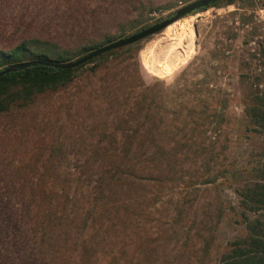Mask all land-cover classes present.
I'll list each match as a JSON object with an SVG mask.
<instances>
[{"label":"rangeland","instance_id":"obj_1","mask_svg":"<svg viewBox=\"0 0 264 264\" xmlns=\"http://www.w3.org/2000/svg\"><path fill=\"white\" fill-rule=\"evenodd\" d=\"M190 1L0 0V49L41 41L75 52ZM260 9L264 0H222L187 13L167 25L192 18L194 48L179 63L165 60L166 26L0 113V264H218L245 233L242 212L264 213L241 208L235 192L264 169V131L246 114L264 93ZM145 112L143 144L179 153L155 166L158 179L113 182L92 203L78 178L115 162L102 150L120 149Z\"/></svg>","mask_w":264,"mask_h":264},{"label":"trees","instance_id":"obj_2","mask_svg":"<svg viewBox=\"0 0 264 264\" xmlns=\"http://www.w3.org/2000/svg\"><path fill=\"white\" fill-rule=\"evenodd\" d=\"M219 1L200 9L202 10L216 5ZM223 1L230 3L232 0ZM139 13L138 16L141 15V11ZM131 27H134V24ZM122 36L119 35L118 37L121 38ZM119 38L105 36L94 45H81L75 52H70L57 43L41 41L38 44L40 46L35 50H30L26 46V42L21 41L10 50L3 51L0 49V70L10 64L21 61H71V58L75 56L83 55L96 47ZM137 42L99 54L85 63L128 48ZM85 63L72 68H54L37 64L2 74L0 76V113L7 111L14 104L27 103L36 94L54 91L64 86L72 80L76 71ZM150 71L158 75L151 69ZM139 96V100L144 101L145 93L143 92ZM246 114L255 129L264 131V93L261 97L255 96L249 101L246 106ZM145 117L146 112L142 114L141 120L136 115L135 125H132L134 128L130 129L129 132L125 130L120 133L119 137L122 145L120 149H114L112 151H108L107 149L102 150L103 157L105 158L113 159V156L115 158L119 157L116 159V163L100 164L97 170H94V177L88 175L85 177V180L78 178L77 187L81 186L85 188L86 185H91L90 189L92 193L89 192L86 196L92 199V203L96 199L101 198L104 191L111 190V185L116 183V181L123 182L127 180L133 182L143 179H158V174L153 172L155 166L174 161V157L179 153V150L173 147L165 149L162 146H157V149L151 150L143 144L144 142L147 144V141L149 139L151 140L150 137L146 138L149 133H146L147 128L144 124ZM119 118L122 120L124 117L120 115ZM139 128L146 134L141 133ZM143 135H145L144 139L140 140ZM134 143L137 144L133 147L132 145ZM118 161L119 163H117ZM213 180L214 176L206 177L204 181L212 182ZM235 192L238 194V203L241 208L252 212L262 210L264 208V169L260 170L259 165L256 168V176L253 182L250 185H241ZM80 195L81 193L78 196ZM64 198L67 199V197ZM242 217L245 228L244 235L229 242L228 248L220 255L218 264H264V213L250 217L242 212ZM207 245L208 243L205 242L204 248H207Z\"/></svg>","mask_w":264,"mask_h":264},{"label":"water","instance_id":"obj_3","mask_svg":"<svg viewBox=\"0 0 264 264\" xmlns=\"http://www.w3.org/2000/svg\"><path fill=\"white\" fill-rule=\"evenodd\" d=\"M219 0H192L179 8H177L171 15L164 18L161 21L154 22L153 24H150L144 28H141L140 30H137L135 32H132L128 34L127 36L121 37L119 39H116L114 41H111L107 44L101 45L99 47H96L89 52L77 57L74 60L66 61V62H51V61H42V60H29V61H21L16 62L13 64H10L6 67H4L2 70H0V76L2 74H5L10 71H14L17 69L25 68L28 66H34V65H44V66H51L54 68H72L76 67L79 64L85 63L86 61L90 60L91 58L102 54L104 52H107L112 49H116L128 44H132L134 42H137L139 40H142L152 34H155L159 31H161L164 27H166L168 24L176 20L177 18L187 14L191 13L193 11H196L200 8L206 7L209 4L216 2Z\"/></svg>","mask_w":264,"mask_h":264},{"label":"bare ground","instance_id":"obj_4","mask_svg":"<svg viewBox=\"0 0 264 264\" xmlns=\"http://www.w3.org/2000/svg\"><path fill=\"white\" fill-rule=\"evenodd\" d=\"M191 19L185 20L187 27L175 28L176 23L167 26L163 31L165 60L169 64H177L187 57L194 48V34Z\"/></svg>","mask_w":264,"mask_h":264},{"label":"built area","instance_id":"obj_5","mask_svg":"<svg viewBox=\"0 0 264 264\" xmlns=\"http://www.w3.org/2000/svg\"><path fill=\"white\" fill-rule=\"evenodd\" d=\"M255 14L257 15L256 17H254V20L256 21L258 25V30L260 32V35L257 37L260 40V43L264 46V15L261 9L257 10Z\"/></svg>","mask_w":264,"mask_h":264}]
</instances>
